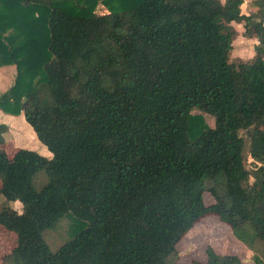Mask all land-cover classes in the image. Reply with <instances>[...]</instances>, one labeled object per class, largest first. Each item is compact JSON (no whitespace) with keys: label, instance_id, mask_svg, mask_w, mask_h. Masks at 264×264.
Instances as JSON below:
<instances>
[{"label":"trees","instance_id":"16d2710c","mask_svg":"<svg viewBox=\"0 0 264 264\" xmlns=\"http://www.w3.org/2000/svg\"><path fill=\"white\" fill-rule=\"evenodd\" d=\"M243 2L0 0V67H15L0 110L51 153L0 147V225L16 236L4 262L175 264L215 215L264 264V0L248 15ZM232 21L257 38L249 59L229 61ZM63 217L71 237L52 251L43 233Z\"/></svg>","mask_w":264,"mask_h":264},{"label":"rangeland","instance_id":"374dc122","mask_svg":"<svg viewBox=\"0 0 264 264\" xmlns=\"http://www.w3.org/2000/svg\"><path fill=\"white\" fill-rule=\"evenodd\" d=\"M102 7L99 5L96 8V11H102ZM229 29L233 32L234 39L247 37L244 35V32L237 30L235 25L229 24ZM244 46L247 45L245 44ZM244 46L242 42L239 44L236 42L232 44V48L229 53V61L246 60L251 58L253 49L250 57L246 58L245 56L247 54L243 56V58L235 57V55H237L240 50L238 47L243 48ZM14 75L15 67L13 65L0 67V94L11 84ZM192 113L202 115L206 123L209 126H213L212 116L198 110H194ZM0 122L5 123L8 127L5 135L6 143L0 146L7 152L8 155L12 154L18 148L28 146H35V150L41 154L43 151H47L45 146L37 140L34 133L27 131L28 127L31 129V126L27 124L24 118L21 116L14 115L13 118H10L8 113L0 110ZM241 134L244 136V132H241ZM40 144L44 148H38ZM244 163L248 169H252L255 164L248 154L247 140L244 148ZM203 195L206 203L212 202V198L209 196V193L205 192ZM6 204L9 203L0 197V206ZM10 205L17 211L21 209L19 202H14ZM72 229L73 222L69 217L60 218L52 228L46 229L43 233V236L50 250H56L62 243L69 239L71 237ZM15 244V234L0 226V264H7L3 261V257L11 251ZM207 246L212 247L217 253L220 254H236L244 263H250V261L245 260L247 259L245 251L247 252L249 249L240 241H238L231 233L230 228L224 223L220 222L215 215H208L195 223L194 226L176 244V250L178 252L179 258L175 264H205V248ZM248 253L250 254L249 251ZM253 261L254 258L251 262Z\"/></svg>","mask_w":264,"mask_h":264},{"label":"crops","instance_id":"0c3cea01","mask_svg":"<svg viewBox=\"0 0 264 264\" xmlns=\"http://www.w3.org/2000/svg\"><path fill=\"white\" fill-rule=\"evenodd\" d=\"M220 1H224V0H220ZM253 1L254 0H244V2L242 3V5L240 6V9H241V12L248 15V14H254L255 13V7L253 5ZM234 22V23H232ZM230 22V24L232 25H235V27L237 28V30H241L242 32H244V28H243V23L242 22H235V21H232ZM245 40V41H243ZM247 41V43H246ZM237 43L239 44L240 42L243 43V46L246 44L247 46H244L243 48L242 47H238L239 52L237 55H235V57H238V58H243V56H245L246 54V58L247 57H250V54H252V49L254 47V45L257 43V38L256 37H250V36H247V37H241V38H236L234 39L233 38V41H232V44L234 43ZM253 54H254V51H253ZM252 54V56H253ZM10 118H13L14 115H10ZM17 116H21L23 118V115L22 114H19ZM27 131L30 132V133H34V131L32 130V128L30 129L29 127L27 128ZM35 135V134H34ZM41 147V148H44L41 144L38 146V148ZM22 148H27V149H32V150H35V146L32 147V146H28V147H22ZM46 148V147H45ZM37 151V150H35ZM48 151V150H47ZM43 151L41 155H44L46 157H50L51 156V153L48 151ZM1 226V225H0ZM248 250V249H247ZM248 251L250 252V254L248 253ZM247 252L245 251V254L247 255V259H245L246 261H250V263L252 264L253 262L252 259H253V253L248 250ZM238 256V255H237ZM239 257V256H238ZM240 258V257H239Z\"/></svg>","mask_w":264,"mask_h":264}]
</instances>
